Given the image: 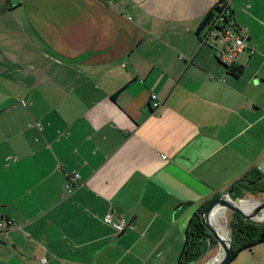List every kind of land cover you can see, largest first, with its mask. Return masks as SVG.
<instances>
[{
    "label": "crops",
    "instance_id": "obj_1",
    "mask_svg": "<svg viewBox=\"0 0 264 264\" xmlns=\"http://www.w3.org/2000/svg\"><path fill=\"white\" fill-rule=\"evenodd\" d=\"M216 2L0 0V264H176L231 184L264 201V0H226L255 49L232 68L201 42Z\"/></svg>",
    "mask_w": 264,
    "mask_h": 264
},
{
    "label": "trees",
    "instance_id": "obj_2",
    "mask_svg": "<svg viewBox=\"0 0 264 264\" xmlns=\"http://www.w3.org/2000/svg\"><path fill=\"white\" fill-rule=\"evenodd\" d=\"M225 4L226 0H217L212 10L204 17L200 28H204L215 13L219 11V7ZM262 178L263 176L255 178L252 187L261 185ZM258 190L264 192V187ZM206 206L190 217L185 231V241L176 264H193L206 255L212 245H216L215 240L205 230L200 221V214ZM228 230L231 252L226 264L234 261L240 252L249 251L255 245L264 243V225L245 223L236 214L232 213V219L228 222Z\"/></svg>",
    "mask_w": 264,
    "mask_h": 264
},
{
    "label": "built area",
    "instance_id": "obj_3",
    "mask_svg": "<svg viewBox=\"0 0 264 264\" xmlns=\"http://www.w3.org/2000/svg\"><path fill=\"white\" fill-rule=\"evenodd\" d=\"M201 42L214 51L217 60L223 66L229 68L234 66L237 55L246 48H248L250 54L255 51L254 48L247 46L246 30L235 24L227 2L219 7V11L215 13L214 17L204 27ZM150 102L153 109H157L162 104L154 94L150 95ZM162 158L164 159L165 157ZM78 179L79 176L77 174L67 178L64 185L67 193L72 191L73 185ZM114 218V211L109 212L104 216L103 222L118 233L129 228L126 222H114Z\"/></svg>",
    "mask_w": 264,
    "mask_h": 264
},
{
    "label": "water",
    "instance_id": "obj_4",
    "mask_svg": "<svg viewBox=\"0 0 264 264\" xmlns=\"http://www.w3.org/2000/svg\"><path fill=\"white\" fill-rule=\"evenodd\" d=\"M254 182L246 183L244 180H238L231 184L228 190L224 193L217 196L211 202L207 204L205 209L200 214V221L202 226L207 230L209 235L215 240L218 248V260L212 264H226L230 252H231V243L230 239H222L220 237L218 230L214 227V225L210 221V216L212 212L217 209L228 210L230 213L238 215L245 223L253 224V225H264V220H258L257 218L263 214L264 212V201L258 202L256 206L251 210V212L246 213L238 205L236 200L231 198L234 186L237 184H248L252 185ZM208 264V263H207Z\"/></svg>",
    "mask_w": 264,
    "mask_h": 264
},
{
    "label": "rangeland",
    "instance_id": "obj_5",
    "mask_svg": "<svg viewBox=\"0 0 264 264\" xmlns=\"http://www.w3.org/2000/svg\"><path fill=\"white\" fill-rule=\"evenodd\" d=\"M228 5H230L228 3ZM251 202H263L259 201L253 198H242L237 201L238 205L241 203H251ZM230 212L228 210H223L222 217L218 219V224L223 227V229L226 232L227 239H229V230H228V220L226 214H229ZM264 220V219H263ZM211 251V250H210ZM207 253V257L210 256L211 252ZM211 259V258H210ZM210 260L207 259L204 264L208 263ZM232 264H264V243H260L255 245L251 250L249 251H243L239 253L235 259V261Z\"/></svg>",
    "mask_w": 264,
    "mask_h": 264
},
{
    "label": "bare ground",
    "instance_id": "obj_6",
    "mask_svg": "<svg viewBox=\"0 0 264 264\" xmlns=\"http://www.w3.org/2000/svg\"><path fill=\"white\" fill-rule=\"evenodd\" d=\"M256 206V204L254 202H251L249 204L247 203H242L240 204V208L246 212V213H249L251 212V210ZM222 214V209H217V210H214L212 212V215L210 216V221L211 223L214 225V227L218 230V233L220 235V237H222V239H226L227 240V236H226V232L225 230L223 229V227H221L219 224H218V219L220 218V215ZM258 220H263L264 219V212L262 215H260L258 218ZM218 260V257L215 256L214 258H212L208 264H212V263H215V261Z\"/></svg>",
    "mask_w": 264,
    "mask_h": 264
}]
</instances>
